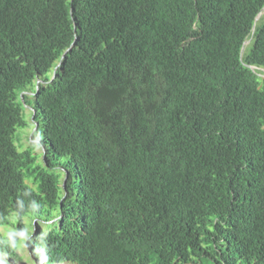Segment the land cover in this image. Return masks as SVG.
Returning <instances> with one entry per match:
<instances>
[{
	"label": "trees",
	"instance_id": "trees-1",
	"mask_svg": "<svg viewBox=\"0 0 264 264\" xmlns=\"http://www.w3.org/2000/svg\"><path fill=\"white\" fill-rule=\"evenodd\" d=\"M263 7L0 0V225L57 218L75 264H264Z\"/></svg>",
	"mask_w": 264,
	"mask_h": 264
},
{
	"label": "clouds",
	"instance_id": "clouds-1",
	"mask_svg": "<svg viewBox=\"0 0 264 264\" xmlns=\"http://www.w3.org/2000/svg\"><path fill=\"white\" fill-rule=\"evenodd\" d=\"M244 44L245 42L242 43L240 56L243 55L245 48L251 44V41L246 45ZM248 68L253 72L262 70V68L254 66H249ZM258 76L264 78L261 73ZM23 94L32 96L33 93L31 91H25L21 94V101L25 104L22 98ZM30 113L31 115H35L34 106L27 110L29 116ZM19 223L22 224L21 228L18 227ZM57 225L58 222H55V219L44 221L34 212H24L21 210L20 205H17L15 211L9 214L6 220L3 221V224L0 225V243L2 244L0 245V264H17L23 258V264H27L25 256H28V263L30 264H47L42 254L50 257L49 254L55 253L56 250L58 253L55 259L50 258V264H75L68 258L67 248L64 247L63 243H60L58 246L51 244L49 231L56 229ZM10 231L22 234L17 241L15 249L10 248L7 243H3L4 238L7 237L6 235ZM25 240V245L21 246Z\"/></svg>",
	"mask_w": 264,
	"mask_h": 264
},
{
	"label": "bare ground",
	"instance_id": "bare-ground-1",
	"mask_svg": "<svg viewBox=\"0 0 264 264\" xmlns=\"http://www.w3.org/2000/svg\"><path fill=\"white\" fill-rule=\"evenodd\" d=\"M264 16V7L262 8V9H260V11L256 14V16L254 17V20H253V27H252V33H254V31H255V28H257V26H258V24L261 22V19H262V17ZM249 41H251V37L250 38H248V39H246L244 42H245V44L244 45H246V44H248V42ZM243 42V43H244ZM71 46H73V44H71ZM70 48H68V50H69ZM68 50H66L63 54H62V57L61 58H64V56H65V54L67 53V51ZM54 74H55V72L53 71V73H52V78L54 77ZM51 78V79H52ZM41 82V80H37V82H36V85L38 84V83H40ZM36 89H37V87H36ZM28 122H32V123H34V127H32V128H34V131H33V137L35 136V138H37V141H36V143L32 146L31 145V143H29V146H27V144H23L24 146H27V148H32L33 149V152L36 154V152L34 151L35 150V147L37 148V147H39V148H41V154L39 155H37V161L38 160H40V162L41 163H43V164H45L44 162H45V155H46V146H45V144L44 143H42V141L40 140V143L38 142V138L40 137V136H37V135H34V132L37 130V128H38V125H39V123H37V122H35L34 121V115H31L30 116V118L28 119ZM21 136V135H20ZM27 141H29V138H27ZM16 146H17V148L19 149V146H18V143H16ZM23 148V147H22ZM40 156H41V158H40ZM67 178V175L64 177V181H63V187H64V184H65V179ZM26 184L30 187V188H32L34 185H33V183L32 182H30V181H26ZM55 219V222H58V219L57 218H54ZM49 221H51V220H49ZM23 257V256H22ZM23 260H24V258H23ZM22 260V261H23ZM37 260H39V258H37Z\"/></svg>",
	"mask_w": 264,
	"mask_h": 264
},
{
	"label": "rangeland",
	"instance_id": "rangeland-1",
	"mask_svg": "<svg viewBox=\"0 0 264 264\" xmlns=\"http://www.w3.org/2000/svg\"><path fill=\"white\" fill-rule=\"evenodd\" d=\"M260 72H261L262 76L264 77V69L260 70ZM33 106H35V102L32 99H29L28 101H26L25 104H23V107H24L25 111L29 110ZM33 131H34V128H31V127H28V128L23 130V132H26V133L21 134V142H22V144H27V146H29V143H31V145L33 146L36 143L37 138H35V136L33 137ZM27 138H29V141H27ZM40 140H41V138L39 137L38 138V142L39 143H40ZM18 146H19V144H18ZM27 146L23 145V149H26ZM34 151L36 152L37 155L41 154V148H39V147H37V148L35 147ZM40 158H41V156H40ZM37 163H41L40 160H38ZM25 243H26V240L24 242H22L21 246L25 245ZM25 261H26L27 264H30V263H28V256H25ZM17 264H23V261H21L19 263L17 262Z\"/></svg>",
	"mask_w": 264,
	"mask_h": 264
}]
</instances>
